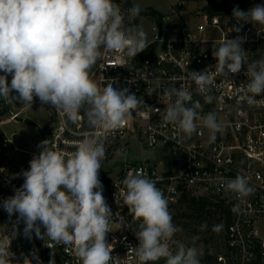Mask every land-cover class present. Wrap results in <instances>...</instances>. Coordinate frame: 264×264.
<instances>
[{
	"label": "clouds",
	"instance_id": "clouds-1",
	"mask_svg": "<svg viewBox=\"0 0 264 264\" xmlns=\"http://www.w3.org/2000/svg\"><path fill=\"white\" fill-rule=\"evenodd\" d=\"M140 11L134 4L127 10V19L135 20ZM232 18L239 27L231 31L237 33L245 23L264 26V4L246 11L234 7ZM124 20L125 14L114 0H0V98L30 108L38 98L42 105H52L72 121H78L83 112L92 130L77 141L72 152L51 147L49 139L41 141L39 153L19 174L23 184L0 206L10 218L18 214L16 223L23 221L26 238L31 239L34 232L37 238L62 245L77 264H116L118 259L112 255L114 247L107 239L113 231V213L99 178L106 158L104 141L125 127L134 113L143 116L140 108L144 101L128 88L113 87L114 81L100 86L91 71L109 53L135 58L148 48L145 30L126 26ZM245 40L239 35L227 38L218 47L213 46L212 56L218 72L225 77L240 73L246 65L247 95L239 97L237 107L242 102L264 107V57L249 62L242 47ZM187 75L204 102L212 103L211 74L190 71ZM163 97L166 107L162 119L177 126L181 139L198 133L197 121L209 131L210 142L223 131L217 111L202 115L203 105L193 100L188 88H165ZM122 184L123 203L136 225L138 245L130 249L138 264H155L161 259L165 264H200L195 247L173 240L182 229L173 223L168 200L157 182L143 172H129ZM224 188L239 200L254 192L241 174L227 179ZM222 229L221 224L212 230ZM12 233L16 236V225ZM172 244L177 245L175 250ZM21 256L22 264H33L34 260L43 264L35 252ZM14 259L10 245L0 241V264H13ZM16 264H20L19 259ZM48 264H56L55 259Z\"/></svg>",
	"mask_w": 264,
	"mask_h": 264
},
{
	"label": "built area",
	"instance_id": "built-area-1",
	"mask_svg": "<svg viewBox=\"0 0 264 264\" xmlns=\"http://www.w3.org/2000/svg\"><path fill=\"white\" fill-rule=\"evenodd\" d=\"M190 1L193 0H174V9L168 12L180 16V11ZM199 1L202 5L188 15L191 22L179 21V17L171 21L168 16H163L158 23L148 11L143 12L152 22L148 48L135 58L109 53L97 61L91 71L92 78L100 86L114 81L113 87L128 88L130 93L144 101L140 108L144 115L134 113L125 127L111 133L104 141L106 158L99 178L103 195L113 213L110 218L113 231L108 233L107 239L114 247L112 255L118 257L116 264H138L130 249L138 245L134 234L136 225L122 199V180L129 172H143L157 182V187L168 200L172 216L185 196L207 201L203 217H215L208 229L221 224L223 229L208 238L210 246H217L211 262L202 258L200 264H264V107L249 106L246 102L237 107L239 97L247 95L246 65L240 73L225 77L218 72L217 61L212 56L213 46L218 47L227 38L234 39L239 35L246 37L242 47L247 51L249 62L256 60V51L264 45V27L245 23L239 33L231 31L234 26L239 27L232 15L224 11L211 15L205 9L207 0ZM114 2L125 14V25L135 26L137 19H127L132 0ZM245 3L247 5L248 1ZM190 71L211 74L214 81L211 94L215 97L212 103H205L196 84L188 79ZM8 81L10 83L11 76ZM181 86L188 88L193 100H199L203 105L202 115L217 111L223 131L216 134L215 141L210 142L209 131L199 121L198 133L187 139H181L177 126L163 121L166 107L163 90ZM35 107L47 109L48 118L42 132L55 149L72 152L77 141L92 131L83 112L78 121H72L52 105H42L38 98H34L31 106ZM156 108L160 112H156ZM28 109L30 107L23 105L11 111L9 119H19ZM136 145L140 151L154 156L139 161L130 155L137 153ZM14 149L18 150L15 146ZM237 174L244 175L254 189L243 200L225 192L224 188L226 180ZM5 199L0 195V205ZM179 222L173 223L179 228L183 221L180 219ZM178 236L179 232L173 240L177 241ZM175 246L172 244L173 250ZM27 249L28 253L40 255L43 264H48L52 258L58 264H77L62 245L50 240L40 239L38 251L33 247Z\"/></svg>",
	"mask_w": 264,
	"mask_h": 264
},
{
	"label": "rangeland",
	"instance_id": "rangeland-1",
	"mask_svg": "<svg viewBox=\"0 0 264 264\" xmlns=\"http://www.w3.org/2000/svg\"><path fill=\"white\" fill-rule=\"evenodd\" d=\"M245 1L246 0H237L239 5L247 6L248 9L255 6L256 4H263L264 2V0H247L248 4L246 5ZM132 4H138L141 8L139 15L135 18L138 20V23L135 26H140L145 30L147 33V41L151 39L150 27L152 22L144 16L143 12L152 9L162 14L164 17L168 16L171 21L176 20V18L179 17L178 13L175 16L171 12H168L169 9H174V7H172L174 0H132ZM188 5L191 8H196L202 5V2L199 0H193V2L188 3ZM185 7L183 8L184 10ZM184 20L186 22H189L190 20L191 22V18L189 19L188 15L185 16ZM168 21L169 20L167 19L166 22ZM256 26L264 27L261 25ZM256 52L258 59L264 57V46L262 49H259ZM22 106L23 105H21L19 101H14V103L9 104L4 99L0 98V111L6 108V112L0 115V131L3 132L9 142L13 134L21 135L28 141L27 146L17 147L18 150L14 149V146L7 150L5 148V143L0 141V195L5 196L6 199L14 195L15 190L23 184L24 178L19 174L23 170H27L29 168V161L32 159L34 154H38L40 151L38 145L42 139L39 132L33 128L31 124L35 125L40 130H45V123L47 122L48 118V112L46 108L35 107L28 109L19 117V119L10 120V111H16ZM136 150L137 153H132L130 155L136 156L139 161L146 157L154 156L149 152L140 151L137 145ZM17 216L18 214H14L10 218L3 207H0V241H4L6 244L10 245V251L15 255L13 264H16L17 259H19L20 264H22L21 254L30 256L31 253H33H28L26 251L28 250V247H33L34 251L40 250V238H37L34 232L31 239L26 238L23 235V229L25 225L23 221H20L18 224L16 223ZM185 223L187 222L183 220L184 226L179 225V228L182 230L179 231L177 241L185 244L186 246L195 247L201 261V259L204 258L205 249L210 246L208 242L205 241V239H210V235H213L214 231L212 228H202L201 225H191L189 229H186ZM14 225H16V236H14L12 233ZM194 228L198 232H193L192 229ZM176 247L177 245L175 246V249ZM38 256L42 261V257L40 255ZM33 264H36L35 260L33 261ZM155 264H165V262L163 259H161L155 262Z\"/></svg>",
	"mask_w": 264,
	"mask_h": 264
},
{
	"label": "trees",
	"instance_id": "trees-1",
	"mask_svg": "<svg viewBox=\"0 0 264 264\" xmlns=\"http://www.w3.org/2000/svg\"><path fill=\"white\" fill-rule=\"evenodd\" d=\"M239 7L241 10H248L246 6L239 5L237 0H207V5L205 6L206 11L209 14H217L224 11L227 15H232V11L234 7ZM148 14L152 17H155L158 23L161 22L163 15L158 13L155 10H148ZM264 46V45H263ZM255 48V47H254ZM254 48H252L254 50ZM254 59H258L257 55L254 56ZM6 112V108L0 111V115ZM0 141L5 143V148L11 149L13 145L9 142V140L5 137L3 132L0 131ZM207 205V201L202 198H192V197H183L181 201V205L176 208L175 214L172 216L173 222L176 221L177 224H180L179 220L186 221L185 227L189 229L191 225L200 226L203 224L210 226L212 218L215 217H203L205 212V207ZM206 215H208V211H206ZM184 226V224H183ZM193 232H198L192 229ZM209 244V239H205ZM217 251V246H209L205 249L204 259H207L211 262L212 257L214 256V252ZM49 262V261H48ZM56 262V261H55ZM58 264V262H56Z\"/></svg>",
	"mask_w": 264,
	"mask_h": 264
},
{
	"label": "water",
	"instance_id": "water-1",
	"mask_svg": "<svg viewBox=\"0 0 264 264\" xmlns=\"http://www.w3.org/2000/svg\"><path fill=\"white\" fill-rule=\"evenodd\" d=\"M11 112V111H10ZM32 127H34L40 134L42 141L45 140V136L42 132V130L38 129L35 125L31 124ZM12 144L15 147H21V146H27L28 145V141L25 137L21 136V135H17V134H13L11 136V140Z\"/></svg>",
	"mask_w": 264,
	"mask_h": 264
},
{
	"label": "crops",
	"instance_id": "crops-1",
	"mask_svg": "<svg viewBox=\"0 0 264 264\" xmlns=\"http://www.w3.org/2000/svg\"><path fill=\"white\" fill-rule=\"evenodd\" d=\"M190 2H193V1H190ZM190 2H188V3H190ZM188 3H187V5H186V7H185V10L184 9H182L181 11H180V16H179V21H185L184 19H185V16H187V15H189V13H190V11L192 10V9H194V8H191L189 5H188ZM188 7H190V8H188Z\"/></svg>",
	"mask_w": 264,
	"mask_h": 264
},
{
	"label": "flooded vegetation",
	"instance_id": "flooded-vegetation-1",
	"mask_svg": "<svg viewBox=\"0 0 264 264\" xmlns=\"http://www.w3.org/2000/svg\"><path fill=\"white\" fill-rule=\"evenodd\" d=\"M34 128V127H33Z\"/></svg>",
	"mask_w": 264,
	"mask_h": 264
}]
</instances>
